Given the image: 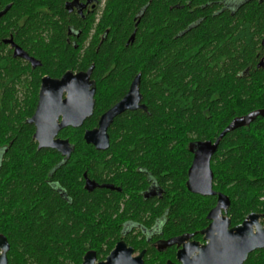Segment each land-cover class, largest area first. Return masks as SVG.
<instances>
[{"label": "trees", "instance_id": "obj_1", "mask_svg": "<svg viewBox=\"0 0 264 264\" xmlns=\"http://www.w3.org/2000/svg\"><path fill=\"white\" fill-rule=\"evenodd\" d=\"M148 1L109 0L103 19L109 29L107 41L99 51L83 54L56 44L55 35L40 36V14L36 11L42 6L50 13L60 11V0H0V7L8 2L12 5L0 21V41L15 32V40L41 59L44 71L53 77L93 65L95 108L85 125L88 129L122 97L125 84L140 75L145 111L115 119L108 132L113 155L142 156V164L151 167L161 181L169 182L176 197L173 210L178 215L169 228L184 226L187 231L190 225L201 228L207 224L205 216L215 199H201L185 189L189 155L184 141L213 140L233 119L264 109V69L254 65L257 54L264 52L260 47L264 28L259 31V24L256 35H248L250 27L237 31L240 23L252 26L262 21L264 0L242 11L235 30L231 31L225 20L208 16L206 22L180 38L176 35L191 19L185 14L187 4L196 7L216 0H150L135 27L133 43L124 48L134 31L132 16ZM23 15L28 19L19 27L18 19ZM230 31L237 39L232 44L228 43ZM2 49L0 146H10L0 169V215L8 212L10 205L16 208V217L10 219L14 224L6 229L11 246L8 264H81L89 250L103 259L114 246L116 229L95 226L94 219L86 222L81 215L85 209L95 214L104 205L111 208L114 202L100 196L99 191L85 193L74 201L77 212L71 220L67 205L48 190L44 184L46 166L50 165L47 158L58 153L37 150L32 129L24 123L34 101L28 98L20 103L14 96V83L25 68L3 56ZM82 135L83 129L60 134L74 144L72 156L103 155L86 145ZM118 140L122 143H116ZM77 162L98 165L97 160ZM211 167L214 188L230 198L227 216L231 226L239 225L251 213H264V118L257 117L248 127L227 133ZM83 170L77 169L74 177L79 178ZM97 172V168L87 169L91 176ZM244 264H264V250L251 253Z\"/></svg>", "mask_w": 264, "mask_h": 264}, {"label": "flooded vegetation", "instance_id": "obj_2", "mask_svg": "<svg viewBox=\"0 0 264 264\" xmlns=\"http://www.w3.org/2000/svg\"><path fill=\"white\" fill-rule=\"evenodd\" d=\"M60 1V11L55 10V12L50 13L48 11V7L46 6H42L36 11L35 14H40V36L47 37L55 35L56 38L54 42L56 44L60 42V45L62 47L71 49L79 53H89L92 49L99 51L103 43L107 41V36L109 33V29L106 27L105 22L103 21L105 9L109 0ZM262 2L263 0H216L196 7H191V4L188 3L187 7H189V10L188 13L185 14H188L190 16L189 18L191 19L188 22L184 23L186 25V28L179 31V33L176 35V38L185 36L188 32L197 28L200 24L206 22L208 20V16H210L211 18H220L222 20H225L231 31L235 30L237 19L242 14V11L248 6L262 4ZM150 3L151 1L149 0L146 5L138 8L136 13L132 16L134 31L131 36L136 33L135 27L139 24ZM11 6V3L8 2L4 6L0 7V21L8 15ZM43 15H45L47 18H43ZM27 19L28 16H21L18 19L17 25L19 27H23ZM263 19L264 18H262V21L258 23V25L254 23L251 26L250 24L246 25L240 23L238 25L237 31L241 30L244 32L245 28L250 27L247 33L248 35H254L258 30L259 24H261L259 31L264 28ZM231 31L229 33L228 43L232 44L237 39L233 36ZM15 35V32L9 33L7 37L3 38L0 41V48L3 47L1 51L3 56H10L13 60L20 63L21 66L25 68V72L22 71L20 79L14 83V96L20 101V103H23L25 99L32 98V100L34 101L33 107L30 115L24 120V123L30 126V129H32V140L35 142L37 150H50L38 149V142L34 139V133L37 129V126L34 123H29V121L36 113L40 100L41 90L43 89L44 78H49L52 81H60L67 72H72L73 74L85 72L90 67H93V65H90V67L84 71L74 72L68 70L59 77H53L52 75L44 71V66L41 59L37 58L33 53H31L26 48L27 46L24 43L17 42L15 40ZM257 39V37H254V40ZM37 40L38 39H36V41ZM47 41L48 39H46V43ZM128 41L129 40L126 41L124 48H128V46H130L134 40L129 41V43ZM23 45L26 47H24ZM37 47L41 48L40 43ZM260 47L264 49V32L260 40ZM16 50H20L22 54L26 55L27 57L14 56ZM196 50V53H199V50ZM257 57H259V59L254 65L256 66V68L264 69V52L262 53V55L260 54V56L258 53ZM30 59L35 60L34 62H37L39 64L37 66H33ZM27 68L28 70H26ZM136 77L137 75L132 77V79L130 80L128 79L129 82L126 83L127 85L125 84V91L123 92L122 97L111 107L120 102L127 95ZM90 82H93L96 93L95 81L92 79V75L90 77ZM32 84H35V88H33ZM138 88L140 93V84ZM67 94V91L62 92V101L67 98ZM1 95L2 93L0 92V98ZM139 106H143L144 108H138L136 110H126L115 117L113 122L107 129V133L109 132L115 119H117L118 117L128 113H135L140 110L145 111V106L142 102V95ZM109 109H107L106 111H108ZM105 112H103L102 114H104ZM102 114H100L95 127L90 129L85 127L86 123L93 116L92 114L90 118H87L83 122L81 127L74 128L69 126L62 129L58 133L56 139L58 138L69 141V139L61 137L60 134L63 131H71L77 129H83L84 135L85 131L92 130L98 126V122ZM56 122L59 125L62 122V117L60 116ZM218 136L213 140L184 141V145L186 146L184 150L189 155V165L186 168V180L184 182L185 189L190 194L196 195L201 199H215L214 206L206 213L205 216L207 224L201 228H195L193 227V225H190V229L187 231L183 230L184 226L179 228L178 230H170L169 227L171 226V220H174L175 217H178V215L176 214L175 210H173V201L176 199V197L175 192H170V187L168 186L169 182H165L163 177V181H161V179L155 176L154 171L151 169V167L142 164V156L113 155L110 138L108 147L105 150L98 151L100 153H103V155L98 157H75L72 156V154L70 156H62L56 150H52L58 153V156L47 158L50 165L46 166V170H48V172L46 173V176L44 178V184L48 187V190L50 192L54 193L62 202L67 205V211L71 215V220L73 218V215L77 212L74 201L77 197H80L85 193L92 194L99 191L100 196H105L107 201L114 202L111 208L104 205L95 214H90L85 209L81 215L86 222H90L91 219H94L95 226H99L101 228L112 227L116 229V232L114 234L116 236L114 239L115 243L111 251H113L116 244H118L119 242H123L127 249H131L132 259H136L142 254L141 264H183L179 259V253L183 250L184 246H193L194 244L202 246L207 243V241H204L203 239L204 235H202V231H204L211 223V221L207 219V215L217 205L216 195L201 196L188 190V172L192 165L195 153L200 148V144L203 142H210L213 144ZM116 143H122V141L118 140L116 141ZM220 143L216 151L210 158V169L212 171V174L213 170L211 164L212 162H215L217 158H219ZM69 144L73 147L74 151V144L70 141ZM9 146L10 144L0 146V169L2 167L4 158L7 156ZM79 160H97L98 165L92 166L88 164L81 166L80 164H77V161ZM81 167H84L85 170L82 171L79 178H75V171ZM88 168H97V174H93L92 176L89 175L87 173ZM61 171H63V174L58 175L57 173H60ZM86 179L94 182L98 186L104 187H98L89 192L85 189ZM213 190L216 193H222L227 196L225 193L214 188V181ZM262 201H264V198L262 199ZM7 210L8 212H4L2 215H0V258L2 256H5L8 264V256L11 246L6 229H9L10 225L14 224V220L10 219L12 217H16V215L14 214V212H16V208L14 205H10L8 206ZM64 220L65 219H63V222ZM261 222H263V219L261 220ZM71 223L72 221L68 222V224L70 225ZM230 227L234 226L230 225ZM111 251L103 259H99L96 255V252L93 251L96 255V263L104 261L106 257L111 253ZM194 254H196V252H194Z\"/></svg>", "mask_w": 264, "mask_h": 264}, {"label": "water", "instance_id": "obj_3", "mask_svg": "<svg viewBox=\"0 0 264 264\" xmlns=\"http://www.w3.org/2000/svg\"><path fill=\"white\" fill-rule=\"evenodd\" d=\"M133 38L134 35L129 41ZM14 56L27 57L20 50H16ZM30 61L33 66L39 64L33 59ZM92 71L93 67L77 74L67 72L60 81L44 78L36 113L29 121L37 126L34 139L38 142V149L56 150L62 156H70L73 153V147L68 140L56 137L64 128L81 127L83 122L92 116L95 95L93 82H90ZM139 84L140 75H137L127 95L101 115L96 128L85 131L83 139L86 144L92 145L96 151L105 150L109 145L107 129L114 118L126 110L144 108L139 106L141 101ZM63 91H67L68 94L62 101ZM60 116L62 122L58 125L56 121ZM257 117L264 118V109L233 119L213 144L203 142L195 153L188 172V190L201 196L216 195L217 205L208 213L207 219L211 223L202 231L203 239L207 243L202 246L198 244L184 246L179 253V259L183 264H244L251 253L264 250V214L251 213L239 225L230 227V219L226 216L230 200L224 194L214 192L213 174L210 169V158L221 139L231 131L250 125ZM98 187L104 186H98L86 179L87 191ZM131 253V249H127L123 242H119L104 261L96 263L95 253L88 251L81 264H141L142 254L132 259ZM0 264H7L5 256L0 258Z\"/></svg>", "mask_w": 264, "mask_h": 264}]
</instances>
